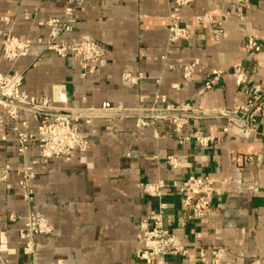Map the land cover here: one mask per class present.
<instances>
[{"label":"crops","instance_id":"1","mask_svg":"<svg viewBox=\"0 0 264 264\" xmlns=\"http://www.w3.org/2000/svg\"><path fill=\"white\" fill-rule=\"evenodd\" d=\"M69 1L0 0V74L24 71L22 89L38 100L54 98L55 88L63 86L66 102L57 107L101 114L82 115L75 124L90 148L70 161L42 160L36 146L22 157L13 129L36 133L39 118L22 113L18 121L6 119L0 131V162L12 168L8 183L0 186L6 264H143L136 257L138 237L161 206L169 230L188 250L186 256L167 257L166 264H211L218 249L225 250V264H264V0H194L181 10L190 39L176 43L169 42V0H88L65 39L88 37L101 44L105 66L83 77L75 58L46 52L30 67L40 41L48 38L46 23L65 18ZM8 30L32 43L29 56L3 58ZM250 38L260 53L250 55L245 47ZM194 63L187 79L185 68ZM237 64L246 79L241 85L232 74ZM215 71L222 77L207 90ZM126 74L141 77L131 83ZM256 88L262 108L249 118L241 108ZM168 108L184 109L176 115L185 120L180 132L171 117L140 114ZM246 129H253L249 136H243ZM195 133L211 141L181 142ZM34 161V199L28 203L18 171ZM192 176L210 178L215 193L210 217L187 222L175 185ZM158 182L169 186L162 200L142 187ZM31 211L46 217L52 232L35 237L33 253L26 254L20 231ZM12 214L19 219L11 222Z\"/></svg>","mask_w":264,"mask_h":264},{"label":"built area","instance_id":"2","mask_svg":"<svg viewBox=\"0 0 264 264\" xmlns=\"http://www.w3.org/2000/svg\"><path fill=\"white\" fill-rule=\"evenodd\" d=\"M88 0H71L65 11V18H54L49 20L46 25L49 28L48 38L40 41L41 51L35 55L30 67L37 66L42 56L46 52H53L61 58L72 56L79 61L84 73L83 77L92 74L97 67H104L105 49L98 42L88 37L80 42H68L65 35L73 32L76 25V14L78 9ZM173 3L170 12L169 42L176 43L190 39V27L182 25L181 10L191 5L194 0H169ZM211 22L213 20L211 19ZM221 30L215 31V36L219 38ZM3 58L15 61L21 57L29 56L32 43L30 41H21L15 37L10 30L3 33ZM246 49L250 55H256L261 52V46L252 38L247 40ZM195 63L187 68L186 78H191ZM233 76L239 85L245 83V75L242 64H237L233 68ZM139 76L138 78H140ZM222 72H213L212 78L207 82L205 89L210 90L220 81ZM138 78L126 74L124 80L136 83ZM25 72H14L11 75L0 74V131H3L6 125V119L18 121L22 113H31L39 118V125L36 133L23 131L17 127L13 129L15 141L18 144V151L22 157H25L30 146H36L39 158L42 160L64 159L70 161L73 156L80 152L85 153L90 148L89 141L77 130L75 124L79 122L82 115L67 116L43 113L39 111L61 110L69 111L57 107L56 104L66 102V91L63 86L55 88L54 98L38 100L29 96L23 91ZM250 101L247 106L241 110L254 118L262 108V94L259 88H256L249 94ZM18 105L25 106L22 108ZM157 111V110H156ZM159 111V110H158ZM71 112V111H69ZM160 112H185L183 108H168ZM176 124L177 132H180L185 120L176 116H170ZM156 118H169L166 116H153ZM253 129H246L243 136H249ZM6 140V136L2 137ZM194 139L200 144L206 146L210 137H202L195 133L185 137L181 142H188ZM172 164L173 161L169 160ZM37 161L31 165L24 164L19 169L21 180L19 185L24 193V198L28 203L34 199V190L31 182L36 175ZM12 168L9 164L0 162V186L8 183ZM145 192L154 198L162 200L169 194V186L163 182L157 184L142 185ZM182 198L183 207L187 210L186 221L195 222L206 220L210 217L214 202L215 184L210 178L189 177L181 185H175ZM165 206H161L158 212L151 214L149 224L142 226L138 240L141 247L137 250L136 257L143 264H166V258L169 256H186L188 250L182 240L169 230V220L166 218ZM11 222L19 219L15 214L9 217ZM167 219V220H166ZM52 232V225L49 220L38 212L31 211L25 219V227L20 231V237L25 242L24 252L32 254L34 250V239L37 236L48 235ZM0 230V264H6L4 254L9 251L7 248V238L1 237ZM225 250L218 249L212 251L211 264H225L223 262ZM201 260L206 261V255L200 254Z\"/></svg>","mask_w":264,"mask_h":264},{"label":"water","instance_id":"3","mask_svg":"<svg viewBox=\"0 0 264 264\" xmlns=\"http://www.w3.org/2000/svg\"><path fill=\"white\" fill-rule=\"evenodd\" d=\"M22 108H26L25 106L18 105ZM43 113H49V114H55V115H67V116H76V115H101L100 112H87L84 114V112H69V111H61V110H48V111H39ZM139 114V113H138ZM138 114H132L131 112H112V115L114 116H128V115H138ZM141 115H148V116H176L179 114L177 113H172V112H160V111H152V112H145V113H140Z\"/></svg>","mask_w":264,"mask_h":264}]
</instances>
